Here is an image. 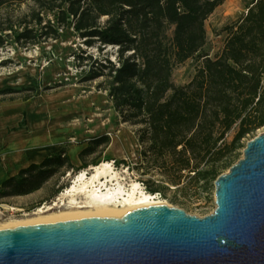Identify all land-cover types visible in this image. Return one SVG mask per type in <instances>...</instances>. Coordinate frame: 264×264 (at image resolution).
<instances>
[{
	"label": "trees",
	"instance_id": "trees-1",
	"mask_svg": "<svg viewBox=\"0 0 264 264\" xmlns=\"http://www.w3.org/2000/svg\"><path fill=\"white\" fill-rule=\"evenodd\" d=\"M27 1L0 0V9ZM33 1L36 8L18 24L0 20V51L12 38L20 47L58 40L59 29L44 23L45 11L58 12L62 30L71 19L87 47L77 62L91 64L84 81L103 79L98 88L109 93L123 120L144 127L140 142L149 144L148 152L170 156L179 172L194 174L197 183L216 181L232 167L242 141L264 127V0H253L247 14L226 29L228 38L216 59L201 51L206 22L225 0ZM94 48L103 58L88 54ZM108 48L115 50V61L104 54ZM196 57L202 63L192 82L177 87L175 69ZM236 127L233 141L226 143ZM109 142L96 138L81 157ZM63 154L21 170L2 185L0 199L39 190L66 163L72 169Z\"/></svg>",
	"mask_w": 264,
	"mask_h": 264
},
{
	"label": "rangeland",
	"instance_id": "rangeland-1",
	"mask_svg": "<svg viewBox=\"0 0 264 264\" xmlns=\"http://www.w3.org/2000/svg\"><path fill=\"white\" fill-rule=\"evenodd\" d=\"M252 1L225 0L206 22L207 41L201 55L216 59L222 53L228 38L226 29L247 14V7ZM34 8L36 5L33 0L4 7L0 9V20L5 22L10 18L18 24ZM42 16L45 24L51 22L59 29L58 40L20 47L12 38L0 51V119L12 126L10 132H17L25 114L28 122L33 108H44L48 120L58 121V115L62 117L64 126L71 129L67 134L72 135L71 142L74 144L89 143L91 146L93 140L101 136L109 138L110 142L108 145L95 147L94 154L88 157L89 165L71 172L60 169L43 189L28 195L0 199L4 210H22L16 217L0 216V223L37 218L35 213L39 209L58 203L60 195L71 186L81 171L89 170L103 161L115 162L113 167L121 174L123 183L128 188L132 183H139L147 193L157 190L156 194L161 195L158 201L198 218L213 214L216 209V181L209 184L197 183L193 180L194 174L179 172L170 156L162 158L148 152L149 144L140 142L144 127L123 120L115 110L109 93L98 88L103 79L84 81L91 64L84 63L80 66L77 62L76 56L87 51V47L73 29L72 20L62 30L58 27V12L45 11ZM173 31V27L168 29V38L173 37ZM114 52L115 50L108 48L104 54L108 53L115 61ZM88 54L95 57L100 55V58L104 56L95 48L89 50ZM201 63L199 57H196L179 65L174 71L173 83L177 87L189 85ZM237 131L238 127L227 135L226 143L233 141ZM261 134H264V127L242 141V147L232 155V166L244 157L247 143ZM116 139L120 141L119 145L112 149L110 145ZM230 168L222 170L220 176L227 174ZM60 210L65 208H55L48 214Z\"/></svg>",
	"mask_w": 264,
	"mask_h": 264
},
{
	"label": "water",
	"instance_id": "water-1",
	"mask_svg": "<svg viewBox=\"0 0 264 264\" xmlns=\"http://www.w3.org/2000/svg\"><path fill=\"white\" fill-rule=\"evenodd\" d=\"M204 218L170 206L0 231V264H264V134L215 182Z\"/></svg>",
	"mask_w": 264,
	"mask_h": 264
},
{
	"label": "bare ground",
	"instance_id": "bare-ground-1",
	"mask_svg": "<svg viewBox=\"0 0 264 264\" xmlns=\"http://www.w3.org/2000/svg\"><path fill=\"white\" fill-rule=\"evenodd\" d=\"M119 142L118 139L114 140L111 148L118 147ZM157 205L169 206L157 201L154 194L145 192L139 183H132L128 188L113 164L103 161L89 170L81 171L60 195L58 203L39 209L35 213L37 218L0 223V231L89 218H121L140 208ZM55 208L65 210L48 214Z\"/></svg>",
	"mask_w": 264,
	"mask_h": 264
},
{
	"label": "crops",
	"instance_id": "crops-1",
	"mask_svg": "<svg viewBox=\"0 0 264 264\" xmlns=\"http://www.w3.org/2000/svg\"><path fill=\"white\" fill-rule=\"evenodd\" d=\"M24 120L25 124L22 126ZM24 120L17 132H10L12 126L0 119V188L21 170L32 165H41L46 159L60 153H64L62 158H68L72 166V169H68V163L65 164L63 168L67 172L89 165L88 157L94 153L81 157L90 147L89 143L78 145L71 142L72 135L67 134L71 129L64 126L61 116L58 115V121H50L46 118V109L33 108L32 115L29 113L28 122L27 117ZM45 184L39 190L43 189Z\"/></svg>",
	"mask_w": 264,
	"mask_h": 264
},
{
	"label": "built area",
	"instance_id": "built-area-1",
	"mask_svg": "<svg viewBox=\"0 0 264 264\" xmlns=\"http://www.w3.org/2000/svg\"><path fill=\"white\" fill-rule=\"evenodd\" d=\"M113 166L115 164V162H112ZM156 197V200H160L161 195L160 194H154ZM44 208V207H43ZM22 212V210H17L16 208H9L8 210H4V207L2 205H0V216H4V217H16L18 214H20ZM0 220H2L0 218Z\"/></svg>",
	"mask_w": 264,
	"mask_h": 264
}]
</instances>
